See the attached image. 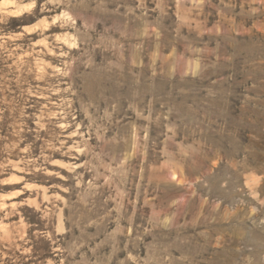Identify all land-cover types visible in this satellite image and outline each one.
<instances>
[{"label": "rangeland", "instance_id": "rangeland-1", "mask_svg": "<svg viewBox=\"0 0 264 264\" xmlns=\"http://www.w3.org/2000/svg\"><path fill=\"white\" fill-rule=\"evenodd\" d=\"M0 264H264V0H0Z\"/></svg>", "mask_w": 264, "mask_h": 264}]
</instances>
